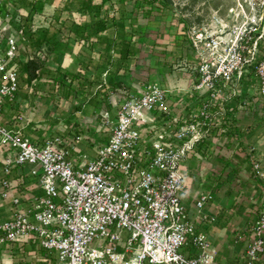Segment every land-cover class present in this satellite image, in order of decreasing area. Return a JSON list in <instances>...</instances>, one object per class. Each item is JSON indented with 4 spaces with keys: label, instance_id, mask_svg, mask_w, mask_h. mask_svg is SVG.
<instances>
[{
    "label": "built area",
    "instance_id": "1",
    "mask_svg": "<svg viewBox=\"0 0 264 264\" xmlns=\"http://www.w3.org/2000/svg\"><path fill=\"white\" fill-rule=\"evenodd\" d=\"M236 2V16L248 21L232 28L228 42L204 29L191 36L199 59L195 90L204 92L195 115L187 106L185 114L178 112L166 90L148 84L137 96L120 100L113 114L101 111L109 128L106 142L93 156L77 150L75 158L71 153L82 138L33 142L23 133L21 117L4 121L6 105L15 103L19 91L23 46V26L19 19L10 26L6 15V23L0 22V201L9 202L10 216L0 221V248L35 244L58 264H218L196 221L210 220L202 210L213 194L198 193L195 218L182 196L190 179L187 162L199 158L196 148L211 132L212 103L225 86L243 79L264 39V0ZM255 75L264 97V55ZM252 172L264 199L258 160ZM234 238L245 244L244 264H264V210Z\"/></svg>",
    "mask_w": 264,
    "mask_h": 264
},
{
    "label": "rangeland",
    "instance_id": "2",
    "mask_svg": "<svg viewBox=\"0 0 264 264\" xmlns=\"http://www.w3.org/2000/svg\"><path fill=\"white\" fill-rule=\"evenodd\" d=\"M163 1L165 5L158 2L139 9L134 8V0H127L124 4L123 10L127 15L125 28L127 32L134 34L133 42L137 53L122 65L113 78L106 76V72H101V82L88 87V92L80 90L69 97H64L65 90L59 84L46 78L31 85L21 81V91L17 94L24 96L26 103L22 109H19L20 104H7V119L21 117L22 125H28L35 142L54 136L82 138L79 147H75V151L71 153V157L75 158L77 150L93 156L95 148L106 142L109 128L102 123L101 111L108 109L113 114L120 100L131 95L137 96L148 84H156L166 90L169 100L175 104L178 112L183 114L189 109L195 115L201 103L200 99L203 101L200 94L204 92L195 90L200 80L197 73L199 59L190 43L191 36L198 29H204L208 35H216L223 42H228L232 28L246 23L248 19L236 16L239 14L237 0ZM62 6V0H54L51 5H44L42 12L33 17L31 30L47 27ZM232 7L234 12L230 14L229 9ZM0 9L2 24L6 23V15H9L10 26L16 24L18 19L22 25V17L26 16V11L12 7L11 0H0ZM145 10L149 12L147 15H144ZM65 18L75 21L81 19L78 14H69L66 11L61 14L60 20ZM254 21L258 23V20ZM149 22L151 24L147 25ZM263 23L260 29L263 28ZM142 27H146L144 32H140ZM100 36L105 37L106 33ZM66 39L70 38L64 34L57 37L61 44H71L72 50L87 49L84 42H75L73 39L68 42ZM261 46H264V41ZM23 48L20 47V56L24 54ZM49 51L50 48L44 46L38 57L46 62L47 70L54 72L61 68L62 60ZM90 54L96 56L98 50H84L81 60L86 62ZM259 58L261 52L258 53L256 61ZM62 65L63 70L79 72L84 76L87 74V77L94 74L92 69L84 70L70 58ZM114 69L112 67L110 72H114ZM100 71L101 69L98 70L99 73ZM212 104L211 132L202 144L199 158L193 160L192 164L188 162L192 165L189 175L194 184L201 183V191L218 193L228 202L225 208L231 214L228 215L232 220L231 224L235 227L236 222H241L239 231L243 232L249 227V220L257 212L264 210L260 181L252 172V162L256 160L264 167V97L260 93L259 78L254 74L242 79L236 86H225ZM225 106L234 108L233 126L239 130L235 135L229 136V129L221 126L224 116L222 112L224 108L225 112L227 110ZM225 162L228 165H224ZM223 166L225 169L222 171ZM184 205L188 210L186 203ZM4 219L6 217L0 220ZM39 249L35 244H17L8 249L0 248V254L11 255L9 260L12 264H33L37 260ZM5 262L0 264H9Z\"/></svg>",
    "mask_w": 264,
    "mask_h": 264
},
{
    "label": "trees",
    "instance_id": "3",
    "mask_svg": "<svg viewBox=\"0 0 264 264\" xmlns=\"http://www.w3.org/2000/svg\"><path fill=\"white\" fill-rule=\"evenodd\" d=\"M62 1L63 6L57 11L52 23L47 27H39L36 30H31L30 26L33 16L41 13L44 5H51L54 0H11V6L15 9H23L27 13L26 16L22 17L24 54L19 57L17 62L18 83L22 81V83L30 85L34 81L46 78L48 81L52 80L54 83L59 84L65 90L64 97H69L70 94H76L80 90L88 92V87L101 82V72H106V76L113 78L122 65L136 55L137 50L135 42H133L134 34L133 32H127L124 24L127 15L123 9L127 0H100V2L95 0ZM158 2L165 5L163 0H134V8L139 9L145 5L153 6ZM65 11L69 14H78L81 19L75 21L65 18L61 21L60 16ZM148 13L145 10L144 15ZM132 22L131 20V25ZM149 24L151 22L147 25ZM146 27H142L140 32H144ZM102 33H106V36H100ZM61 34L67 37L73 35V41L86 43L87 49H84L85 51L98 50L97 61L90 54L86 58V62H83L81 57L84 55V50H79L74 57L76 65H80L84 70L90 68L94 71L92 77L61 68L54 72L47 70L46 62L41 60L38 54L44 46L50 48L49 52L55 53L60 46L57 37ZM263 41L264 39L259 44L258 49V53L261 52V58L246 69L243 79L254 76L255 68L264 54V46H261ZM260 49L262 50L260 51ZM112 67L115 68L114 72H110ZM100 69L99 73L98 70ZM225 107L227 110L222 118L221 126L223 125L226 129H229V136L235 135L239 130L233 126L234 108ZM203 142L196 148L198 153H202ZM227 163L225 162L224 165H228ZM224 169L225 167L223 166L222 171Z\"/></svg>",
    "mask_w": 264,
    "mask_h": 264
},
{
    "label": "crops",
    "instance_id": "4",
    "mask_svg": "<svg viewBox=\"0 0 264 264\" xmlns=\"http://www.w3.org/2000/svg\"><path fill=\"white\" fill-rule=\"evenodd\" d=\"M69 38L73 39V35H70ZM70 39H66V41L69 42ZM72 49L73 46H71V44L60 43V46L55 51V54H57V59L62 60L61 61L62 64L65 62L66 59L69 60L70 58L74 60V57L77 55L80 49L78 51ZM59 50L61 51L60 53L58 52ZM96 56L92 55L91 57L95 61H97L98 55L96 54ZM62 64L60 65L61 68H63ZM37 81H41V79ZM34 82H32L31 84H33ZM16 96H15L16 98L15 103L20 104L19 109H22L24 107V103H26V100L25 98H23L24 96L22 97L20 93L16 94ZM4 121L5 122L8 121L6 114L4 117ZM27 126L28 125L26 124V126L23 129V133L32 140L33 136L30 135V128H28ZM32 141L35 142L34 140ZM193 160L195 159L189 160L188 162L189 163L191 162L192 164ZM188 162H187V168L191 169L192 165L189 164ZM1 168H2V156H0V174H1ZM201 186H202L201 183L194 184L191 178L186 181V192L182 196V198H183V202L186 203V205L188 206V212L191 218H195L198 215L193 207V202L196 199L198 193L201 192L200 189ZM212 194H213V200L202 210V213L208 216V219L210 220L203 223L199 222V220H196L198 223L199 230L204 231L208 235L210 240V247L215 251L216 254L215 260L218 264H244L243 255L245 250V244L240 242H235V238H234L235 233L239 231V225L241 222H236L237 226L234 227V225L231 224L232 222L231 218L229 219L228 217L230 212L228 211L227 208H225L226 205H228V202H225V199L222 196H220L218 193L214 192ZM7 205H9V207ZM9 216H10L9 202L0 201V217H2L0 219H3L5 217L7 218ZM184 253L189 256H194L196 254L194 250L184 251ZM11 258H12L11 255H6L1 253L0 263H4L5 261H7L9 264H12L11 260H9ZM33 264H58V263L55 262L54 257L52 255L51 256L47 255L40 248L39 253L37 254V260L34 261Z\"/></svg>",
    "mask_w": 264,
    "mask_h": 264
}]
</instances>
